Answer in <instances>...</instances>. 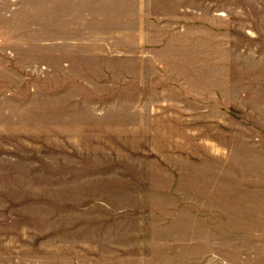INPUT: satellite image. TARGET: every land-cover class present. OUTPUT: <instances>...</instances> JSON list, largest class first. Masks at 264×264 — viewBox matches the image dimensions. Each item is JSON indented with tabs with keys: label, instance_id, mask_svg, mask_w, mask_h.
Returning a JSON list of instances; mask_svg holds the SVG:
<instances>
[{
	"label": "rangeland",
	"instance_id": "obj_1",
	"mask_svg": "<svg viewBox=\"0 0 264 264\" xmlns=\"http://www.w3.org/2000/svg\"><path fill=\"white\" fill-rule=\"evenodd\" d=\"M83 1L0 106V264H264V0Z\"/></svg>",
	"mask_w": 264,
	"mask_h": 264
},
{
	"label": "crops",
	"instance_id": "obj_2",
	"mask_svg": "<svg viewBox=\"0 0 264 264\" xmlns=\"http://www.w3.org/2000/svg\"><path fill=\"white\" fill-rule=\"evenodd\" d=\"M86 6L83 0H0V106L13 92L11 82L25 92L28 67L72 63L76 17Z\"/></svg>",
	"mask_w": 264,
	"mask_h": 264
}]
</instances>
